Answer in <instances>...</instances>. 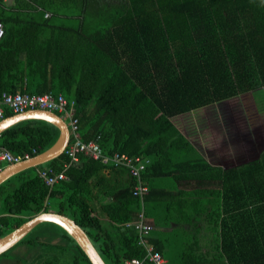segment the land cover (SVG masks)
<instances>
[{
	"label": "trees",
	"instance_id": "16d2710c",
	"mask_svg": "<svg viewBox=\"0 0 264 264\" xmlns=\"http://www.w3.org/2000/svg\"><path fill=\"white\" fill-rule=\"evenodd\" d=\"M0 21V93L62 94L74 103L82 141L149 160L142 199L132 193L136 178L126 167L85 153L53 185L38 169L61 170L64 152L11 175L0 183V237L54 211L87 233L106 264H122L145 255L137 229L125 226L143 204L149 223H175L185 233L171 264H264V139L256 157L226 168L210 164L173 121L215 102L264 94V0H0ZM58 135L50 122L23 119L0 133V146L13 154L35 148L33 156ZM154 225L148 242L163 253L168 239L153 235ZM2 259L91 264L48 221Z\"/></svg>",
	"mask_w": 264,
	"mask_h": 264
},
{
	"label": "built area",
	"instance_id": "2783aa9c",
	"mask_svg": "<svg viewBox=\"0 0 264 264\" xmlns=\"http://www.w3.org/2000/svg\"><path fill=\"white\" fill-rule=\"evenodd\" d=\"M4 34V27L0 21V38ZM73 102H69L62 94L57 96L51 93L27 94V93H0V120L5 116V111L13 113L23 112L27 109H47L60 115L66 122L69 129V141L64 149V154L68 161L64 162L61 170H55L52 167H42L38 169L39 176L47 185H53L59 180L66 178L65 170L70 163L78 160L80 153H85L103 165L123 166L128 169L131 176L136 178V183L132 187V193L139 198H143L149 191V186L141 177L149 160L140 156H131L124 152H114L106 154L102 151L101 146L94 140L82 141L78 132V121L74 115ZM36 149H32L35 153ZM30 152L23 154H13L8 149L0 146V170L1 166L18 162L32 156ZM134 226L139 233V243L145 249V255L142 258L125 259L122 264H169L167 258L162 252L153 248L148 242V235L153 225L145 220L144 205L141 204L137 217L131 221L125 222V226Z\"/></svg>",
	"mask_w": 264,
	"mask_h": 264
},
{
	"label": "rangeland",
	"instance_id": "374dc122",
	"mask_svg": "<svg viewBox=\"0 0 264 264\" xmlns=\"http://www.w3.org/2000/svg\"><path fill=\"white\" fill-rule=\"evenodd\" d=\"M180 130L191 135L204 137L211 148L233 147L237 153L233 166L257 156L264 139V94L257 91L245 97H235L192 110L173 118ZM212 134V136H211ZM198 139V138H197ZM222 142V143H221ZM206 144V145H207ZM236 146V148H235ZM238 147V149H237ZM235 148V149H234ZM235 163V164H234ZM152 218V217H151ZM153 223V219H149ZM156 225L154 235L159 236L162 221ZM168 242L164 244L163 254L170 262L179 260L181 250L178 238L166 233ZM25 246L13 252L21 253ZM29 256L31 254H28ZM26 255L27 257H29ZM8 257H11L8 255ZM0 264H16L14 259H2Z\"/></svg>",
	"mask_w": 264,
	"mask_h": 264
},
{
	"label": "water",
	"instance_id": "95a60500",
	"mask_svg": "<svg viewBox=\"0 0 264 264\" xmlns=\"http://www.w3.org/2000/svg\"><path fill=\"white\" fill-rule=\"evenodd\" d=\"M30 118L42 119L52 123L58 128L59 135L56 141L46 150L31 156L30 158L8 164L3 169H1L0 183L21 170L43 164L59 156L68 144L69 129L66 122L60 117V115L47 109H27L23 112L14 113L4 117L0 120V133L16 122ZM44 221L53 222L62 227L76 241V243L88 257L91 264H106L91 242L87 233L72 218L54 211H44L37 213L12 231L1 236L0 254L12 247L34 226Z\"/></svg>",
	"mask_w": 264,
	"mask_h": 264
},
{
	"label": "crops",
	"instance_id": "0c3cea01",
	"mask_svg": "<svg viewBox=\"0 0 264 264\" xmlns=\"http://www.w3.org/2000/svg\"><path fill=\"white\" fill-rule=\"evenodd\" d=\"M4 2L11 4L13 2V0H4ZM189 113V112H186ZM184 114V113H183ZM181 115V114H180ZM178 126V125H177ZM179 127V126H178ZM180 129V128H179ZM183 132V131H182ZM183 134L191 141V143L194 145V147L198 150V152L212 165H218V166H222V167H231L233 166V163H231V161H235L236 157H237V153L233 150V147H225L223 143L221 145H219V147H215V148H211V146L207 143H204L207 139L204 137L197 136V138L191 134H187L185 132H183ZM212 136V134H211ZM207 144V145H206ZM236 148V146H235ZM234 148V149H235ZM238 149V147H237ZM11 152V151H10ZM28 152V151H27ZM30 153H32V150L30 151ZM23 154V153H22ZM34 156V155H33ZM235 164V163H234ZM237 165V164H236ZM6 166V164L1 166V169H3ZM154 225V223H153ZM154 230H153V235L155 233V231L157 230L156 226L154 225ZM162 230L159 232V238H161V240H163L164 238H166V233L169 232L173 233V235H184L185 233H181V226L175 223L169 224V225H162L160 227ZM191 232L188 231V235H190ZM202 248L206 249V245L203 243V245L201 246ZM168 260V259H167ZM169 264H171V262L168 260Z\"/></svg>",
	"mask_w": 264,
	"mask_h": 264
}]
</instances>
